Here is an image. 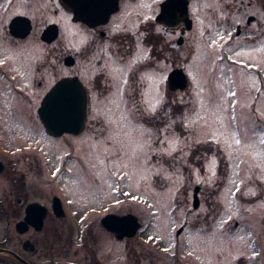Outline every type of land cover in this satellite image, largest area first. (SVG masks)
Masks as SVG:
<instances>
[{
  "label": "flooded vegetation",
  "instance_id": "1",
  "mask_svg": "<svg viewBox=\"0 0 264 264\" xmlns=\"http://www.w3.org/2000/svg\"><path fill=\"white\" fill-rule=\"evenodd\" d=\"M101 1L92 9L99 10ZM108 2L113 8L110 13L92 15L97 17L90 22L76 19L72 6L63 0H0V61H4L0 64V231L4 237L0 264H190L191 260L202 264L195 248L190 250L192 255L184 253L188 239L182 234L190 226L197 249L202 244L210 247L209 236L216 242L211 232L219 231L224 237L239 230L237 219H230L229 228L217 229L216 212H196L209 202L201 189L197 206L193 196V205L186 209L176 231L182 243L150 241L147 219L136 211L137 201L132 200L131 190L118 173L110 171L105 176L97 165L93 183L107 192L102 203L88 201L75 177H95L86 161L98 139L99 121L93 117L108 102L109 73L117 67L127 70L134 56L138 63L128 73V80L135 99H140V92L150 83L140 80L145 68L155 70L160 79L166 77L159 84L164 94L159 111L162 124H167L161 109L168 104L169 91L188 90L191 78L185 65L205 60L200 49L205 46L210 51L213 96L227 87L224 91L237 92L235 99L241 103L242 84L247 82L264 91V51H256L264 48V0H244L240 6L235 0ZM237 52L244 54L237 56ZM58 58L63 64L60 68ZM174 70L184 71L185 88L170 87L168 80ZM64 78L80 80L86 94V117L79 133L57 135L46 127L40 109ZM131 103L129 99V106ZM252 103L254 107L258 100ZM135 121L148 130L145 136L151 139L158 115L137 112ZM106 147L99 144L98 148ZM56 168L60 172L53 175ZM111 214L133 215L140 227L135 234L118 237L103 224ZM77 221H84V227L78 230ZM248 232L250 237L257 236L251 241L257 259L253 264H264L260 231L249 228ZM170 250L175 260L169 261Z\"/></svg>",
  "mask_w": 264,
  "mask_h": 264
},
{
  "label": "rangeland",
  "instance_id": "2",
  "mask_svg": "<svg viewBox=\"0 0 264 264\" xmlns=\"http://www.w3.org/2000/svg\"><path fill=\"white\" fill-rule=\"evenodd\" d=\"M200 49L205 56V60L198 63L199 65L194 64L193 60L185 65V70L188 71L191 78L190 87L185 92L173 93L169 91L168 104L161 109L166 115L167 124H162L159 119L161 107L155 113V115H158V121L152 127V138L148 140L149 148H146V155L142 157L143 166L139 169L130 166L126 169L129 175L122 180L124 186L126 185L125 187L139 198L136 211L143 213L145 219H147V228L150 229L149 234L157 241L161 240L162 244L168 245L175 244L176 241L179 242L176 231L185 219L186 209L193 205L194 186L199 185L200 189L198 191L200 192L202 189V197L209 202L207 203L208 206L205 205L196 212H216V218L219 220L217 229L226 227L229 224V216L232 220L237 219L240 227L233 235H225L224 237V233H219V231L211 232L216 242L212 241L211 236H209L210 247L206 248L202 244L197 249L196 246H193L194 230L190 226L188 231L182 234L183 237L185 236L188 239L185 243L186 247H184L185 256H189L187 254L192 255L190 250L192 251L195 248V252H199V262L202 264H241L239 260H246L249 264H253L256 263L257 259L254 254L256 249L251 247V241L257 240V236L250 237L249 228L257 230V233L258 231L261 232H259L261 235L259 240L261 239L264 245V207L261 206L264 204V182L257 179L259 169L252 168L250 170L248 165L255 163L252 157L245 155L242 151L233 152L232 149L225 147L223 140L219 144L210 142V138L203 135L204 130L199 126L184 127L186 123L184 116L190 114V110L193 108L199 107L197 93L200 89H204L202 94L204 99H208L210 94L214 95L209 79L210 60L208 57L210 51L207 46ZM262 62L264 67V55ZM62 66L63 64L60 63L58 58V68ZM222 81L224 82V79ZM242 87L244 94L240 95L239 102L241 103H237L235 109V114L238 117L237 123L240 124L242 129L253 123L257 127L264 125V120L254 117L253 113L254 107H259L260 112L264 113V95L261 94L264 91L262 90L260 96H257L255 89L258 86L250 87V83L247 82V84L243 83ZM226 89L227 87H224L223 93H220L225 97L226 102L235 99L227 96V93L231 90L228 89L225 92ZM150 94L159 97L164 95L160 91L157 94L154 89H151ZM247 100L249 101L248 105L253 106L252 101L254 100H258V104L252 108L246 107ZM225 106H227V103ZM229 111L233 110L229 109ZM166 125L171 126L166 127ZM165 134L170 141L167 146L159 143V138ZM175 138L179 139L176 140ZM144 139L147 140L145 134ZM197 139L201 142L195 143ZM98 147L99 144L94 142L87 154L88 158H86L87 164L93 170L95 177L90 178L86 175H79L75 179L79 181L76 186L84 188L82 191L87 196L88 201L102 203L107 196V192L97 189L100 187L93 183L97 179V165L103 169L105 176L110 171L114 172L115 169L105 157V149ZM172 149H175V151H172ZM168 152H171V154H168ZM101 160L103 164L100 163ZM241 160L247 161V163H241L237 168L236 164ZM105 165H107V169ZM213 172H215V175H213ZM141 176L145 178L141 179ZM249 176H251V179H248ZM233 180L235 184L231 182ZM241 181H244V183H241ZM236 185H240L241 191L251 189L256 195L241 196L238 192L235 196H232L231 193L235 190ZM153 212H155V215H153ZM222 220H228L225 223L226 225H220ZM84 223V221H77L76 228L79 230L84 227ZM249 224L252 226H249ZM229 227L228 225L227 228ZM202 228L206 227L203 226ZM97 232L99 234V231ZM204 235H202V240L203 238L206 239ZM3 239L4 237L0 231V243ZM179 243H182V240ZM171 250L169 251V261L175 260V254ZM175 250L177 249L174 248ZM192 261H189L190 264H193Z\"/></svg>",
  "mask_w": 264,
  "mask_h": 264
},
{
  "label": "snow or ice",
  "instance_id": "3",
  "mask_svg": "<svg viewBox=\"0 0 264 264\" xmlns=\"http://www.w3.org/2000/svg\"><path fill=\"white\" fill-rule=\"evenodd\" d=\"M238 6L243 5L244 0H235ZM211 6V5H209ZM228 36L231 37L232 33L229 32ZM223 39V36H221ZM216 40L212 41V44L215 45ZM256 51H264V48L256 49ZM244 53L237 52L236 55L240 56ZM147 59V57H144ZM229 60L232 57H228ZM234 63L236 61H233ZM4 61H0V64H3ZM138 63V57H133L129 62L127 70L124 68L117 67L113 69L109 75L111 76V82L108 87L111 89L108 97V102L100 107L96 112L93 119L99 121V126L97 128L98 139L95 141L96 144H105V157L109 160L112 167L115 171L112 175L119 173V178L124 179L129 175V172L126 171L130 166L132 168H141L143 166L142 157L146 155V148L149 146L148 140L144 139V134L148 130L143 129L142 125L135 121V114L137 112H142L143 114L155 115L157 109L162 103V97L158 95H151L149 88L154 89V91L159 93V84L163 82V79H160L159 74L155 70L145 68L144 71L140 73L141 81H149L148 88H145L140 92V99L137 100L132 97V87L129 84L128 73L132 72L133 67ZM251 67V65H249ZM15 79V76L13 77ZM255 86V85H253ZM258 93L261 92L259 88L255 89ZM126 92L127 97L126 98ZM204 89L201 88L197 93L199 98L198 108H193L190 110V114H186L184 119L186 123L184 127L192 128L199 126L202 128L203 135L210 138V142L213 143H223L225 147L235 151H242L245 155L252 157L254 164L248 165L249 169L252 168L259 169V174L257 179H260L261 182H264V125L259 127L255 123L250 126L242 129L240 124L237 123L238 117L235 114V109L238 101L232 99L231 101L225 100L223 95L212 96L209 95L208 99H204L202 94ZM264 95V93H261ZM228 97L235 98L237 93L235 91H229L227 93ZM129 99L132 103L129 106ZM227 103V106L225 104ZM246 107L252 108L251 105H246ZM232 109L233 111H229ZM254 117H259L264 120V113L260 112L259 107L253 109ZM171 125H166L170 127ZM250 133V134H249ZM150 139V135H149ZM178 140L179 138H175ZM199 139L195 140V143H200ZM159 143L168 145L170 141L166 138L165 135H161L159 138ZM19 151V149H17ZM175 151V149H172ZM171 154V152H168ZM231 158V154H230ZM103 164V161H100ZM241 163H247V161L241 160L236 164V167L239 168ZM107 169V165H105ZM60 172L59 168H56L53 175ZM215 175V172H213ZM144 176H141V179H144ZM251 179V176L248 177ZM235 184V181H231ZM244 183V181H241ZM240 193L241 196L246 195H256L251 189L246 191H241L240 185L235 186V190L231 193L232 196H235L236 193ZM124 195H131L128 192H125ZM132 200L138 201L139 198L135 195H131ZM143 202V201H140ZM119 203V201H117ZM264 207V204L261 205ZM151 207V205H149ZM155 215V212H153ZM231 219V216L228 217ZM227 221L222 220L221 226ZM148 239L153 241L155 238L149 236ZM242 239V237H241ZM168 251L167 248L164 249Z\"/></svg>",
  "mask_w": 264,
  "mask_h": 264
},
{
  "label": "water",
  "instance_id": "4",
  "mask_svg": "<svg viewBox=\"0 0 264 264\" xmlns=\"http://www.w3.org/2000/svg\"><path fill=\"white\" fill-rule=\"evenodd\" d=\"M71 5L76 19L93 22L102 14H108L113 9L111 2L102 0L99 10L92 9L93 4L98 0H63ZM115 9V8H114ZM97 15L96 17L91 16ZM170 87L185 88L187 78L183 70H174L169 76ZM46 127L53 133L60 135L63 133H79L84 127L86 117V94L78 78H64L45 97L40 109ZM195 188V205L198 204V190ZM103 224L108 229L116 233L118 237L135 234L140 227L138 220L133 215L111 214L104 218Z\"/></svg>",
  "mask_w": 264,
  "mask_h": 264
}]
</instances>
